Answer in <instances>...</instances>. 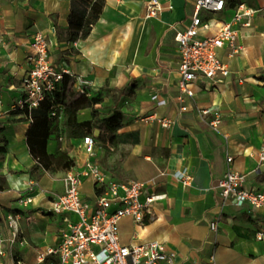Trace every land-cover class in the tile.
<instances>
[{
	"label": "crops",
	"instance_id": "0c3cea01",
	"mask_svg": "<svg viewBox=\"0 0 264 264\" xmlns=\"http://www.w3.org/2000/svg\"><path fill=\"white\" fill-rule=\"evenodd\" d=\"M150 0H105L102 16L86 40H65L73 0H0V264H53L41 254L59 247L63 232L76 222L73 215L50 214L52 202L64 192L63 179L70 171L82 172L88 160L83 139H69L63 114L54 124L48 153L66 151L74 161L68 171H33L36 161L28 146L32 119L12 111L23 96L22 81L29 72L30 46L36 34L49 44L50 60L90 82L91 98L101 119L118 110L124 127L118 134H134L135 144L112 147L110 135L95 130L97 162L113 181L156 184L149 194L165 196L153 205L143 225L131 218L120 222V240L125 246L150 242L164 244L174 253V264H207L215 254L218 264H264V241L258 235L264 227V210L242 208L224 199L218 183L229 172L246 176L245 189L264 192V164L257 153L264 147V0H225L224 10L203 14L213 27L202 36L215 35L232 21L240 6L255 11L250 25L240 27L234 56L228 47L218 51L230 76L214 84L201 79L194 85L193 98L181 103L179 68L181 56L178 32L193 20L197 0H159L162 12L145 20ZM244 22L247 23V20ZM61 36V39H60ZM74 90L80 92L75 84ZM154 96L167 105L157 106ZM182 105L188 111L180 115ZM222 118L219 132L209 126L213 115ZM176 121L164 129L146 118ZM92 120V110L78 113V121ZM58 141L64 143L59 146ZM232 162L229 163L228 159ZM188 170L193 181L185 187L175 174ZM96 183L83 179L82 198L93 204ZM30 198L25 206L22 200ZM17 222L18 235L8 224ZM218 222V231L210 224Z\"/></svg>",
	"mask_w": 264,
	"mask_h": 264
},
{
	"label": "built area",
	"instance_id": "2783aa9c",
	"mask_svg": "<svg viewBox=\"0 0 264 264\" xmlns=\"http://www.w3.org/2000/svg\"><path fill=\"white\" fill-rule=\"evenodd\" d=\"M195 14L190 27L178 32L176 42L179 45L181 65L179 73L180 101L185 97L193 98L194 85L201 79L211 83H221L230 76V71L219 59L218 51L228 47L231 55L240 52L238 39L240 27H248L255 11L240 6L232 21L211 36H202L209 32L212 20H204L203 14L216 15L225 8V0H197ZM163 10L159 0H150L146 5L145 20L156 18ZM247 20V23L244 22ZM28 61L31 68L22 81L23 96L12 106L13 112L27 111L29 116L33 110L49 96L58 92L67 76L74 79L80 92H85L90 82L65 69H59L51 63L49 44L44 36L36 34L30 46ZM152 101L161 107L167 105L165 100L154 96ZM2 100L0 98V107ZM188 108L182 105L180 115ZM203 116L213 115L209 126L219 132L222 118L209 110L200 112ZM1 116V112H0ZM53 117L61 118L60 111ZM145 121H153L164 129H171L176 121L168 118L148 117ZM96 140L92 137L83 139V151L88 156L82 172L70 171L63 179L64 192L51 205L50 214L58 216L73 215L77 221L70 223L67 231L63 232L58 248L50 249L41 254L39 263H45L48 258L57 257L58 264H174L175 254L167 250L164 244L150 242L140 246H125L120 240V222L131 218L138 225H143L146 218L152 214L153 205L165 196L149 194V188L156 184V179L149 183L113 181L101 166L91 160L95 156ZM259 164H264V147L257 153ZM231 163L232 159L229 158ZM178 182L185 187L190 186L193 176L188 170L175 174ZM91 179L96 183L97 196L93 204L85 202L81 194L83 179ZM246 176L229 172L218 183L217 189L224 199L232 200L236 206L246 205L254 210H264V192H253L245 189ZM25 206L32 199L21 201ZM8 224L17 238V222L13 216L8 217ZM212 232L218 231V222L210 224ZM259 241H264V227L258 235ZM4 251L0 246V256ZM207 264H218L215 254L210 256Z\"/></svg>",
	"mask_w": 264,
	"mask_h": 264
},
{
	"label": "trees",
	"instance_id": "16d2710c",
	"mask_svg": "<svg viewBox=\"0 0 264 264\" xmlns=\"http://www.w3.org/2000/svg\"><path fill=\"white\" fill-rule=\"evenodd\" d=\"M104 7L105 0H73L70 25L65 40L71 43L86 40L100 20ZM74 87V79L67 76L60 90L46 98L31 114L32 127L28 132L27 142L31 155L37 163L34 172L68 171L74 166V161L66 151L61 150L54 155L48 153L54 124L58 119L53 117V113L58 111H62L63 126L69 139H84L93 136L95 130H104L109 133L110 145L115 148L122 144H135L139 141V137L134 134H118L124 127L122 112L114 110L107 118L101 119L95 110V106L101 103V99L89 97L86 91L76 92ZM86 109L92 110V120L79 122L78 113ZM16 113L29 115L26 110ZM5 151L4 147L0 148V152ZM2 222L0 213V224ZM51 260L53 264L59 263L58 259Z\"/></svg>",
	"mask_w": 264,
	"mask_h": 264
},
{
	"label": "rangeland",
	"instance_id": "374dc122",
	"mask_svg": "<svg viewBox=\"0 0 264 264\" xmlns=\"http://www.w3.org/2000/svg\"><path fill=\"white\" fill-rule=\"evenodd\" d=\"M58 145L61 146L64 145V143L58 141Z\"/></svg>",
	"mask_w": 264,
	"mask_h": 264
}]
</instances>
